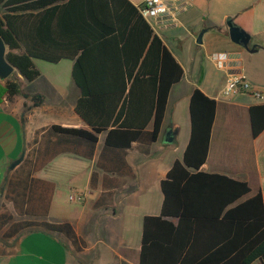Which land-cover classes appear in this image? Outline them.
Masks as SVG:
<instances>
[{
	"label": "trees",
	"instance_id": "obj_1",
	"mask_svg": "<svg viewBox=\"0 0 264 264\" xmlns=\"http://www.w3.org/2000/svg\"><path fill=\"white\" fill-rule=\"evenodd\" d=\"M0 35L6 59L26 81L40 75L34 58L73 61L71 77L80 91L74 110L88 126L51 124L35 131L31 143L38 147L28 151L19 165L26 170L12 173L6 188L18 213L45 216L54 184L33 172L61 151L90 159L101 132L105 137L96 166L131 174L124 149L157 139L169 90L183 73L138 9L128 0H0ZM16 95L30 97L34 105L44 98L22 92L16 77L0 79V104ZM215 108L214 98L193 89L189 139L182 159L160 181V212L143 216L138 264H264L261 191L245 197L250 193L245 180L200 169ZM249 118L255 137L264 129V103L250 106ZM96 177L92 171V186ZM103 180L112 183L107 175ZM9 218L1 214L0 224ZM30 225L76 241L68 222L24 220L14 226Z\"/></svg>",
	"mask_w": 264,
	"mask_h": 264
},
{
	"label": "crops",
	"instance_id": "obj_2",
	"mask_svg": "<svg viewBox=\"0 0 264 264\" xmlns=\"http://www.w3.org/2000/svg\"><path fill=\"white\" fill-rule=\"evenodd\" d=\"M128 1L138 9L142 0ZM187 1L189 6L178 14L175 26L153 30L183 70L180 80L169 90L157 139L149 144L135 141L124 149V162L131 174L104 171L96 166L105 132L98 134L90 159L69 151H61L50 158L33 172V176L54 184L45 216L19 214L13 202L6 198L11 174H22L26 170L19 166L23 160L13 169L9 167L24 147L25 157L28 151L33 152L38 147L31 143L37 129L51 124L88 126L74 110L80 91L72 77L74 95L68 97L65 104L57 101L54 105H47L48 94L60 95V89L54 82L45 79L41 73L29 82L17 74L19 82L28 83L31 89H25L20 83L22 92L40 93L44 98L40 104L34 105L30 97L16 95L11 100L4 98L0 104V215L10 216L0 224V264H138L143 216L160 212V181L172 163L182 159L189 139V98L195 87L216 100L208 151L200 169L245 180L250 187V193L245 197L260 190L264 205V129L253 137L249 118V107L264 103V0ZM229 20L248 34V47H253V50L230 39ZM199 33L202 35L198 43ZM215 52H230L239 57L240 65L236 72L253 89L261 92L263 98L250 92L224 95L222 88L226 70L217 67L211 59ZM70 61L71 73L73 61ZM42 78L44 87L34 85L31 88ZM151 127L149 122L146 129ZM71 154L85 160L73 158ZM92 171L97 172L94 186L91 183ZM104 175L112 180L110 185H104ZM76 178L77 182L81 179L84 183L85 198L80 207L74 208L73 213H58L51 220L57 187ZM155 189L160 195L156 198L157 208L151 213H137L139 235L134 243L130 242V238L119 232L116 222L124 210L136 206L134 203L141 195ZM24 220L68 222L75 232L76 241L41 225L14 226ZM251 264L262 263L255 260Z\"/></svg>",
	"mask_w": 264,
	"mask_h": 264
},
{
	"label": "rangeland",
	"instance_id": "obj_3",
	"mask_svg": "<svg viewBox=\"0 0 264 264\" xmlns=\"http://www.w3.org/2000/svg\"><path fill=\"white\" fill-rule=\"evenodd\" d=\"M70 60L64 59L59 63H52L45 60H41L38 58L33 59V63L36 68L39 70L41 75L48 79L50 82H54L55 86L60 89V95H47V105H54L55 102L60 101L62 104H65V100L68 101V97L74 95L73 89L71 88V73H70ZM17 72L14 71L12 74L9 75L12 78H17ZM40 78V77H39ZM205 78V77H204ZM43 79V78H42ZM26 81V80H25ZM43 80H40L38 83L33 84L31 88L35 86H42L44 87ZM29 82V81H28ZM21 85L25 87V89H30L28 83L20 82ZM60 87V88H59ZM73 92V93H72ZM67 104V103H66ZM73 158L85 160L84 158L76 155H72ZM80 179L77 182V178L72 180H67L64 185H59L56 191V206H54L52 210V216L50 219L53 218L58 214H69L73 213V209L76 207H80L81 202L73 201L69 199V195L75 194L76 192H84V183ZM159 192L155 189L152 192H145V194L141 195L140 199L135 201V207L132 206L131 209L124 210L121 214V218L116 222L118 225V230L122 234L126 236V238H130V242L134 243L136 236L139 235V224L137 220V213L142 211H148L151 213L157 208L156 205V198H158ZM123 223V224H122ZM125 223V226H124Z\"/></svg>",
	"mask_w": 264,
	"mask_h": 264
},
{
	"label": "built area",
	"instance_id": "obj_4",
	"mask_svg": "<svg viewBox=\"0 0 264 264\" xmlns=\"http://www.w3.org/2000/svg\"><path fill=\"white\" fill-rule=\"evenodd\" d=\"M189 6L187 0H142L138 5V11L150 27L175 26L178 14ZM211 59L217 67L226 70L225 82L222 88L224 95L238 92H250L258 98H263L261 92L253 89L248 81L236 72L239 69V57L230 52H215ZM85 198L84 192H76L69 195V199L82 202Z\"/></svg>",
	"mask_w": 264,
	"mask_h": 264
},
{
	"label": "water",
	"instance_id": "obj_5",
	"mask_svg": "<svg viewBox=\"0 0 264 264\" xmlns=\"http://www.w3.org/2000/svg\"><path fill=\"white\" fill-rule=\"evenodd\" d=\"M227 25H228L229 37L233 42L245 46L248 50H253V47L251 49H249L248 47L250 38L246 32H244L240 27L235 25L231 20L227 21ZM201 35L202 34L199 33L197 36L196 41L198 43L201 42ZM6 52H7V45L0 35V79H5L14 71H17V68H15L12 64H10L6 59L5 57ZM25 152H26V147L23 148V151L21 152L20 156L11 163L9 167L10 169H13L17 164H19L24 159Z\"/></svg>",
	"mask_w": 264,
	"mask_h": 264
}]
</instances>
